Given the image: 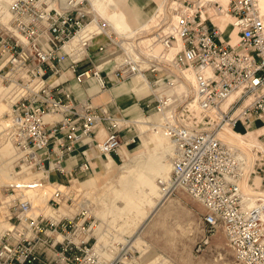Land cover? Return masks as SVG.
<instances>
[{"label": "built area", "instance_id": "obj_1", "mask_svg": "<svg viewBox=\"0 0 264 264\" xmlns=\"http://www.w3.org/2000/svg\"><path fill=\"white\" fill-rule=\"evenodd\" d=\"M164 8L152 41L131 50L91 0L0 6L2 132L17 152L15 166L37 174L0 185V264H128L126 242L102 255L93 234L99 225L86 207L64 214L60 206L94 161L119 154L130 121L109 109L111 100L93 97L132 77L148 89L146 122L174 145L170 173L157 179L162 199L183 191L203 207L196 250L221 230L235 264H264V137L250 142L237 129L264 118V13L258 0H171ZM230 31L234 41L223 37ZM109 44L124 58L102 57ZM184 82L188 89H179ZM46 185L50 212L27 194Z\"/></svg>", "mask_w": 264, "mask_h": 264}, {"label": "rangeland", "instance_id": "obj_2", "mask_svg": "<svg viewBox=\"0 0 264 264\" xmlns=\"http://www.w3.org/2000/svg\"><path fill=\"white\" fill-rule=\"evenodd\" d=\"M169 1L171 0H158V4L160 3L161 7L160 13L157 12L159 14L155 18L154 24H152V26L149 28V31L153 30L154 27L160 22V19L165 15V3ZM215 1H218L221 4H225L228 0ZM262 2H264V0H262ZM260 6H264V3H262V5ZM155 8L156 7L154 5L151 10L153 11L155 10ZM147 31L148 29L139 32L137 34L138 37L135 41H138L141 38L152 37L154 35L152 33L148 34ZM145 33L147 35H145ZM223 37L226 40H232L233 38L228 35H224ZM147 42L149 41L146 40L141 43L143 45H146ZM157 45L158 44L154 45V47H158L157 49H159V46ZM112 52L118 54L121 51L117 50L116 46H114L113 44H109L106 48V52L101 54L102 57H106ZM146 99L149 98L139 97L135 98L133 101L137 102L140 108H142V105L144 104ZM125 107L127 106L123 103L113 100L111 108L118 115L121 114V116H125ZM4 120V115H2L0 117V151L1 148L7 143L10 146V143L5 138L4 133L2 132V128L4 127ZM259 120L261 124H264V119ZM129 126L131 127V130L125 134V140L138 134L137 128L131 122ZM257 126L258 125H254L252 129L247 126L245 130L246 134L248 130H252V133L247 134L246 136L251 139L264 137V135H262L264 134V131L259 130V127ZM237 129L241 130V125H237ZM145 131L143 133H148L149 130L147 129ZM125 140H123V142ZM10 149H12L11 154L4 155L2 158L3 162L1 161L2 164H0V173L4 174L11 171V175L14 177L5 181V183L15 181L16 179H21L18 176H29V174H31L25 171V168H21V170H19V168L15 166L17 152L15 151V149L13 150L11 146ZM113 159L119 165L122 164L125 156L119 153L115 154L113 156ZM134 163V165L130 166L128 162H125L121 166L122 172L118 177L117 175L119 170L117 168L112 169L108 174H104L103 172L106 171L105 161H94L93 173L97 177L96 184H93L88 189L81 188L80 184L77 181L72 182L70 186V192H72L73 198L71 202L68 203V205L70 206H67V208L65 206V203H63L60 209L65 208L64 210L66 213L64 214H69L72 210L71 205L74 204L77 207L78 202L84 199V201H86L88 205L86 209L88 210L89 214L98 222L99 226L97 228L106 231L105 240L109 238L112 239V241H109L107 243L111 244V246L104 245L105 242L99 243H102V246H105V249L108 251L109 255L111 254L109 253V248H112V246H114V242L122 241L124 237L127 238L128 241L126 243L128 244V246H130L129 248L132 251V255L128 258V262L132 261L131 264H150L148 258H150V255L153 252H157L158 254L163 255L165 258H167L168 264H235L232 252L226 245L221 230H217L212 235L209 243L202 251L196 250V243L202 233L201 225L199 223V216L202 212H204V210L199 202H197L195 199H193L183 191H178L174 195L168 197L167 200H164L163 204H158L159 197L149 196V198H151L150 203L143 201L129 210H120L121 212L119 213L116 209H118V206L122 205L119 199L117 185L121 179V175L133 172L134 167L139 163L153 164L156 162L139 160L135 161ZM165 163H168V168L169 161ZM87 174L82 175L80 178L86 176ZM160 175L161 173L157 176ZM256 184L259 185L258 179H256ZM142 187L145 188L144 190L148 191L147 186H140V188ZM46 189L47 188H42L37 190V192H45ZM137 190L138 188L135 187L134 191L136 192ZM35 193L36 192L34 191H29L27 194L28 196L32 195V199L34 200L33 196ZM161 202H163V200H161ZM154 207H157L154 210V213L152 215H149ZM45 210L50 212L47 208ZM114 239H116V241H114ZM142 257H146L147 261L144 262V259Z\"/></svg>", "mask_w": 264, "mask_h": 264}, {"label": "crops", "instance_id": "obj_3", "mask_svg": "<svg viewBox=\"0 0 264 264\" xmlns=\"http://www.w3.org/2000/svg\"><path fill=\"white\" fill-rule=\"evenodd\" d=\"M102 1L103 0H99L98 1L99 4H98L96 0H93L96 6H98V8L100 9H102L101 8ZM104 2L106 4L105 8H106L107 20L110 21L111 24L115 22L113 26L116 29L119 30L122 29L121 32H127V31L141 32L143 30L148 29L147 33H149L150 32L149 28L152 26V24H154V20L157 17V12H159L161 8L160 3L158 4V0H104ZM154 5L156 8L155 10L152 11L151 9ZM262 8H264V6H262ZM215 21L221 28L223 27L224 17H217ZM226 34H228V36L233 37L232 41L235 40L234 33L230 31L229 33ZM145 35L147 34L145 33ZM150 39L151 38H147V39L144 38L143 41L146 40L150 41ZM138 80L139 79L136 77L129 78L124 82H120L118 84L112 85L108 92H102L97 94L95 97H93V101L95 102H105L111 100V102L108 103V107L111 111H114L111 108L113 100L126 105L127 107H125L124 109V115H125L124 117H126L138 130V134L132 136V138L134 139L133 141L127 139L121 144V154L125 156V159L122 162V164L118 165L111 156H109L107 159L104 160L105 168H106V171L103 172L104 174H108L112 169L117 168L119 170L117 176L119 177L120 173L122 172L121 166L125 162H128L129 165L132 166L135 164L134 163L135 161H139V160L156 162V163L153 164L139 163L134 167L133 172L144 170L150 174L151 173L154 174L156 169L165 166L166 164L165 162L170 161L171 145L169 139L159 129H151L147 127V125L144 123L145 118L143 116L144 114L142 112V109L140 108L137 102L133 101L135 98H139V97L142 98L143 96H146L148 93V89L145 87L140 90H135V85ZM95 89L96 86L94 85L88 87V91L90 92L95 91ZM76 92L79 95H83L82 89L78 86H76ZM7 108H8V102L5 99V94H3V92H0V117L7 111ZM254 125H258L257 127H259V130L264 131V124H261L259 119H253L248 126L250 129H252ZM241 128H242V132L246 130V128L242 125ZM147 129L149 130L148 133H143ZM251 133L252 130L247 131V134H251ZM125 138H126L125 135H123V139ZM251 140H254L255 142L256 139H251ZM2 155L3 153L2 151H0V164H2L3 162ZM97 161L101 162L102 160L98 159ZM108 165L110 167L107 168ZM11 174H12L11 171L9 173H4V174L0 173V184H4L5 181L14 177ZM123 176L124 175H121V179L117 185L118 192ZM18 177L30 181L31 179L37 177V174L31 173L29 174V176L21 175ZM50 177L55 179L57 178V175L55 173H51ZM77 182L80 184L81 188L89 189L90 186L96 184L97 177L93 173V169H92V171L88 172L86 176L80 178ZM78 203H80L83 207H88L84 199L80 200ZM103 232H105V234ZM93 234L97 238L96 245L97 246L99 245L98 247L102 252V255L103 256L106 255L107 257L108 251L105 249V246H102V243L99 242H105L104 245L111 246V244H107V243L109 241H112V239L109 238L105 240L106 231L100 228L95 229ZM114 241H116V239H114Z\"/></svg>", "mask_w": 264, "mask_h": 264}, {"label": "bare ground", "instance_id": "obj_4", "mask_svg": "<svg viewBox=\"0 0 264 264\" xmlns=\"http://www.w3.org/2000/svg\"><path fill=\"white\" fill-rule=\"evenodd\" d=\"M10 1L11 0H0V6H1V8L3 10H5L7 8L8 3ZM98 1L99 0H96L97 3H98ZM258 1H259L260 10H261L262 13H264V8H262V6H260L264 2H262V0H258ZM91 4H92L93 10L97 13V15L100 18H102L108 24V26H109L108 28L113 33L112 35L115 36V37H117L121 41L122 47L132 50L134 46H136L138 44L139 45L142 44L141 42L143 41L144 38H141L140 40L135 41L136 38L138 37L137 34L139 32H137V31L121 32L122 29L119 30V29H116L113 26L114 25V22L113 21H112L113 24H111V22L107 20V18H106L107 17V15H106V8H105L106 5H105L104 0L102 1V5H101V8L102 9L98 8V6H96V4L93 2V0H91ZM159 13H160V10H159ZM159 13H157V15ZM152 32H153V30H151L148 34H151ZM147 38H151L150 41L148 40L149 42H151L152 39H153V37H146L145 39H147ZM157 48L158 47H156L155 49L157 50ZM156 50H154V52H156ZM123 58H124V53L117 54L116 57H115V60L118 61V60H121ZM136 78L139 79V77H136ZM186 78L189 81L191 79V76L190 75H187ZM138 81H137V83L135 85V90H140V89H142L144 87L147 88V86L145 84L143 85V84H141ZM186 83L187 82H184L183 84H181V86L179 87V89L187 90L188 89V86H187L188 84H186ZM109 89L106 90V91H103V92H108ZM235 95L236 94H231L229 96V98H228V102L231 101L235 97ZM143 116L145 118L144 123L147 125L148 128H151L150 125L146 122L148 118H146L145 115H143ZM149 118L150 119H153L154 118L153 120H156L157 119V115L156 114H152ZM151 129H155V128H151ZM238 130L242 132V129L241 130L238 129ZM247 138L250 140V142H254V140H251L248 136H247ZM129 140L130 141H133L134 139L131 137V138H129ZM169 141H170V145H171V152H170L171 153V157H170L169 167L168 168H167L168 164L166 163L165 166L156 169L155 172H154V174H152V173L150 174V173H148L147 171H144V170H139V171H136V172H132V173L130 172L128 174H124L123 179H122V182L120 183V186H119V199H120V202H121V205L122 206H118L117 207L118 209H116V210H118L119 213L121 212L120 210H122V211L127 210V209L129 210L132 207H134L135 205L140 204L143 201H145L147 203H150L151 198H149V196H152V197H156L157 196V197H159L158 198L159 199L158 200V204H163L164 203V200H167V198L164 199V200L162 199L163 196H162V193H161V191H160V189L158 187L157 179L158 178H166L169 175V173H170L171 158H172V155H173V152H174V145H173V143H172V141L170 139H169ZM10 146L13 148V150L15 149L11 143H10ZM10 146L7 143L6 145H4L1 148V151L3 153L2 156L11 154L12 149H10ZM242 151H243L244 157L246 158L247 164L250 167L251 166V163H252V159H253V154L250 152L249 147H246V146L242 149ZM119 153L121 154V146L119 148ZM108 167H110V166L108 165L107 168ZM160 173H161V175L160 176H157ZM11 180H13V179H11ZM16 180H19V181H27L28 182V180H25V179H16ZM140 186H144V187L147 186L148 187V191L144 190L145 188H143V187L140 188ZM135 187L138 188V190L136 192L134 191ZM44 188H47L45 192H40V191L37 192V190H39V189L28 190L27 192H29V191L36 192L34 194V196H33L34 200L38 203V205H40L42 208L44 207L46 209V207L45 206H42V205H44V201H45L46 195H48V192L50 190V185H46V187H44ZM30 197H32V195H30ZM161 200H163V202H161ZM65 206L67 207V206H70V205L65 204ZM71 206H72V211L69 214H71L74 211H76V209L78 207H81L82 205L80 203H78L77 204V207L74 204L71 205ZM156 208L157 207H154L151 210V212L149 213V215H152L154 213V210ZM64 209L65 208H61L60 211L63 212V213H66ZM115 212H117V211H115ZM103 233L105 234V232H103ZM127 241H128V239L127 238H124L122 241H119L118 243H125ZM97 248L99 249L98 246H97ZM116 248L117 247H116V244H115L114 246H112V248L109 249V253H111V254H109L110 256L109 255H107V257H106V255H104V256L106 258L111 257L113 255V253L116 251ZM142 258L144 259V262L147 261V258L146 257H142ZM148 260H149L150 264H164V263L165 264H168L167 258H165L163 255L158 254L157 252H153L150 255V258H148ZM131 263H132V261L131 262H128V264H131Z\"/></svg>", "mask_w": 264, "mask_h": 264}]
</instances>
